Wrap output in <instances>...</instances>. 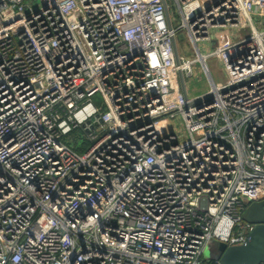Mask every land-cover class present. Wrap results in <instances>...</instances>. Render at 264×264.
I'll use <instances>...</instances> for the list:
<instances>
[{
	"label": "built area",
	"instance_id": "1",
	"mask_svg": "<svg viewBox=\"0 0 264 264\" xmlns=\"http://www.w3.org/2000/svg\"><path fill=\"white\" fill-rule=\"evenodd\" d=\"M172 5L179 26L163 0H0V264H222L210 240L246 243L264 199V0ZM183 28L196 57L178 64ZM197 61L211 102L196 105L179 71ZM76 127L103 135L79 153L62 140Z\"/></svg>",
	"mask_w": 264,
	"mask_h": 264
},
{
	"label": "rangeland",
	"instance_id": "2",
	"mask_svg": "<svg viewBox=\"0 0 264 264\" xmlns=\"http://www.w3.org/2000/svg\"><path fill=\"white\" fill-rule=\"evenodd\" d=\"M168 3L171 5L170 11L174 18L173 21L174 25L179 26L182 21L180 12L176 7H174V5H172V0H168ZM255 22L259 28L264 27V18H255ZM215 33L222 37L229 38V40H232L237 37L247 36L251 33V31L249 28L239 29V30L217 29L215 30ZM177 43L180 53L185 54V52H188L187 55H189V58L196 57L195 46L193 45L186 29L183 28L179 31V34L177 36ZM223 43L224 42L221 40H218V42L215 44L214 43L212 44V42L207 43L202 41L199 42L198 45L203 53H209L214 47L222 45ZM207 63L210 73L216 82H225L228 80V71L226 70L224 63L218 57H210L207 60ZM201 65L202 63L198 61L193 63V74L189 77L185 73L184 77L186 81L187 79L190 80L188 82V85L192 83L193 86L204 87L207 90L210 87L211 83L208 79L206 72L203 69H201ZM92 101L95 105L98 106L103 103V98L101 94L98 93L93 96ZM168 122L171 124V127L174 129V131H178L180 129L185 130L180 115H177L176 117L170 119ZM94 133L97 134L99 138L101 135H103V130L100 127H98L95 128ZM97 139L92 140L88 131H86V129H84L83 127H76L69 134L64 135L62 140L64 143H66L70 148H72L76 152L84 153ZM218 242L219 241L217 239H213L207 243L204 250L205 260L207 261L218 260L216 253V244Z\"/></svg>",
	"mask_w": 264,
	"mask_h": 264
},
{
	"label": "water",
	"instance_id": "3",
	"mask_svg": "<svg viewBox=\"0 0 264 264\" xmlns=\"http://www.w3.org/2000/svg\"><path fill=\"white\" fill-rule=\"evenodd\" d=\"M165 5V13L167 22L172 27L170 11L166 0H163ZM174 52L176 62L180 63V55L176 41L174 40ZM179 79L182 92L189 104H200L202 101L211 102V95L208 91L196 97H190L186 85L184 72L179 71ZM243 219L252 224L246 243L242 245H227L223 242L216 244V253L218 260L222 264H264V199L248 204L243 213Z\"/></svg>",
	"mask_w": 264,
	"mask_h": 264
},
{
	"label": "crops",
	"instance_id": "4",
	"mask_svg": "<svg viewBox=\"0 0 264 264\" xmlns=\"http://www.w3.org/2000/svg\"><path fill=\"white\" fill-rule=\"evenodd\" d=\"M177 46H178V43H177ZM178 50H179V47H178ZM188 54V52H185V54H182V53H180V50H179V55L180 56H184V57H189V55H187ZM191 79V78H190ZM190 80H188L187 79V81H186V85H187V88H188V93H190L189 95L190 96H192V97H196V96H198V95H201V94H204V93H206L209 89H210V87L206 90L204 87H197V86H193V84L192 83H190L189 85H188V82H189Z\"/></svg>",
	"mask_w": 264,
	"mask_h": 264
}]
</instances>
